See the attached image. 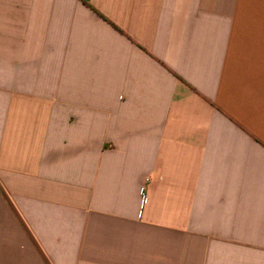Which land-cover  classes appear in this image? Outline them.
<instances>
[{"label": "crops", "instance_id": "obj_1", "mask_svg": "<svg viewBox=\"0 0 264 264\" xmlns=\"http://www.w3.org/2000/svg\"><path fill=\"white\" fill-rule=\"evenodd\" d=\"M0 264H264V0H0Z\"/></svg>", "mask_w": 264, "mask_h": 264}]
</instances>
